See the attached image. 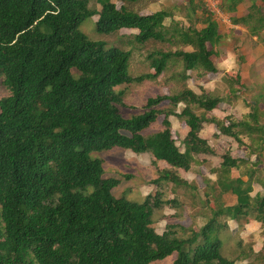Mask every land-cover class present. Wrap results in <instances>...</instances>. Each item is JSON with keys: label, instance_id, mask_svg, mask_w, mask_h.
<instances>
[{"label": "trees", "instance_id": "trees-1", "mask_svg": "<svg viewBox=\"0 0 264 264\" xmlns=\"http://www.w3.org/2000/svg\"><path fill=\"white\" fill-rule=\"evenodd\" d=\"M119 1L121 8L113 0H98L97 10L90 0H0V81L9 91L0 99V264H157L172 257V264L247 262L251 256L245 252L236 259L228 255L234 238L229 221L242 224L254 217L264 231V193L252 196L253 167L259 163L251 162L264 151V113L256 104L240 120L209 117L224 99L187 85L188 72L199 78L218 72L212 57L222 37L208 9L198 30L174 20L167 25L173 19L167 10L141 15L129 8L141 0ZM254 10L232 22L263 39L264 15L257 6ZM95 17L100 35L138 33L126 48L92 41L81 25ZM150 42L177 49L151 53L155 73L134 77L133 50ZM177 64L183 67L182 90L149 97L142 114L124 118V95L117 89L155 81ZM230 82L241 79L238 75ZM164 102L168 109L160 108ZM160 116H165L161 130L146 136ZM171 117L190 130L183 149L173 137ZM206 124H215L247 152L246 159H237L228 150L214 171L220 199L231 195L236 203L228 206L217 198L219 204L199 230L171 224L159 234L153 227L156 212L178 208L179 201L159 192L143 203L116 198L121 181L106 178L104 161L94 155L116 148L151 154L155 164L169 166L156 184L189 188L179 170L189 172L197 156L215 155L201 137ZM234 171L239 176H232ZM253 257L247 264L264 258Z\"/></svg>", "mask_w": 264, "mask_h": 264}, {"label": "rangeland", "instance_id": "rangeland-1", "mask_svg": "<svg viewBox=\"0 0 264 264\" xmlns=\"http://www.w3.org/2000/svg\"><path fill=\"white\" fill-rule=\"evenodd\" d=\"M119 8L123 6L119 0H113ZM194 1L191 8L190 2ZM261 4V2H259ZM245 5L249 8L250 1L246 0ZM90 7L100 10L101 6L98 0H90ZM129 8L141 15L154 14L161 10H167L174 14V19H168L167 25H171L174 20L178 25L184 28L202 29L203 16L206 13V7L200 3V0H141L136 5H130ZM195 9V10H194ZM194 12V13H193ZM216 18V17H215ZM219 23L222 41L214 50L215 54L212 60L218 69L217 73L208 74L204 78H199L195 73L188 72L190 79L187 85L198 94L206 93L220 96L224 102L216 110L211 112L209 117L224 120L227 116L240 120L246 114L251 112V106L259 104L260 109L264 110V31L261 32L262 38L251 36L249 30L243 25L235 27L230 17L223 13L222 18H216ZM98 17L86 20L81 25L83 31L92 41H105L110 46L126 48L129 41L132 40L137 31L122 30L113 36L100 35L97 32ZM173 24V23H172ZM181 48V47H178ZM185 50H191L190 47H182ZM175 51L177 46L169 44H160L150 42L146 46H138L133 50V60L130 72L134 77L155 73L150 67L148 56L157 51ZM244 54L246 61L238 64L235 56L241 57ZM234 58L237 61H234ZM183 67L177 64L155 81H146L142 84H131L118 88L123 92L125 107L122 108L124 118L131 119L144 112V107L149 97L157 95H173L180 92L184 86L181 81ZM240 77L241 83L232 84L230 81ZM9 95V91L0 81V99ZM169 102L161 104L160 108L168 109ZM184 105L178 107L181 112ZM198 113H201L199 111ZM165 116H160L156 125L145 132V135H151L161 130ZM263 119V117H262ZM173 126V137L179 147L190 131L185 123L180 122L176 117L170 118ZM264 121V119H263ZM128 135V133H125ZM201 137L206 139L214 148L215 155H200L189 172L179 170L178 174L188 181L191 187L176 186L171 182L156 184L161 171L169 169L164 162H156L151 154L137 155L130 151L116 148L110 152L95 154L104 161L106 178H116L121 184L114 190L116 198L122 197L127 200L143 203L149 196H155L158 192L163 194L164 199H177L180 203L178 208L166 206L163 210L157 211L154 216L153 227L159 234L165 232L168 225H180L186 229L199 230L212 216V209L219 204L220 189L217 186L218 170L222 163V156L230 150L237 159H246L247 152L245 148L239 147L237 142L230 137L220 134L215 124H206L201 132ZM242 137V136H241ZM259 152V151H258ZM264 163V153L262 156ZM252 163L256 161V156L251 157ZM254 169V167H253ZM264 171V164L260 166ZM264 174V173H263ZM232 176H239L238 171H234ZM264 192V190H263ZM207 193H210L208 199ZM225 205H232L234 199L226 195L220 199ZM233 240L230 241L228 255L236 259L242 252L251 256L253 262L255 252L262 247L261 255L264 256V231L260 223L255 221L254 217L243 221L239 225L236 221H229ZM242 240V245L238 243ZM175 258H169L157 264H172ZM254 264H264V258L254 261Z\"/></svg>", "mask_w": 264, "mask_h": 264}, {"label": "crops", "instance_id": "crops-1", "mask_svg": "<svg viewBox=\"0 0 264 264\" xmlns=\"http://www.w3.org/2000/svg\"><path fill=\"white\" fill-rule=\"evenodd\" d=\"M237 1H240V2L237 3ZM249 1H250L251 5L249 6V8H247L245 5L246 0H221L222 4L225 3L226 9L224 11L230 17L231 21H233L234 19H238V20L247 19L251 14L253 15V13L255 12L254 6H257V9H259V11L264 15V2L262 0H249ZM259 2H261V4ZM193 4H194V1H191L189 6L192 8ZM173 19H174V14H173ZM233 25L235 27H238V26L243 25V24L233 23ZM243 26L248 29V27H246L245 25H243ZM219 35H221V37H222V34L220 32V27H219ZM254 37H256V36H254ZM261 37H262V34H261ZM257 38H259V37H257ZM240 56L242 57V60H241V57L240 58L237 56H235V57H236V59H238V64H243L246 61V58H245L243 53H241ZM236 59L234 58V61H237ZM261 112L264 113V110L261 109ZM263 153H264V151L260 154L261 156H258L257 154L252 156V157L256 156V161L253 162V164L259 163L258 165L254 166V170L257 171V176L254 178V182H253L254 192H253L252 196H256L257 194H263L264 193L263 192V190H264V174H263L264 171H261V169H260V166L262 164H264L262 162ZM243 179H244V181H248L247 176H244ZM232 199H234V203L232 204V205H234L236 203V197L232 196ZM228 206H231V205H228ZM257 223H259V222H257ZM239 225L242 226L243 223L239 224ZM260 226L262 228L261 223H260ZM262 250H263L262 247H259L256 251H254L255 257L257 255L261 254ZM243 263H245V262H243Z\"/></svg>", "mask_w": 264, "mask_h": 264}, {"label": "built area", "instance_id": "built-area-1", "mask_svg": "<svg viewBox=\"0 0 264 264\" xmlns=\"http://www.w3.org/2000/svg\"><path fill=\"white\" fill-rule=\"evenodd\" d=\"M206 9L209 10L210 13L214 15L216 18H222L224 10L222 9L221 0H201Z\"/></svg>", "mask_w": 264, "mask_h": 264}]
</instances>
